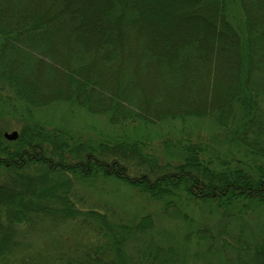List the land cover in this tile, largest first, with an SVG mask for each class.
<instances>
[{
    "label": "trees",
    "instance_id": "obj_1",
    "mask_svg": "<svg viewBox=\"0 0 264 264\" xmlns=\"http://www.w3.org/2000/svg\"><path fill=\"white\" fill-rule=\"evenodd\" d=\"M57 103L121 130L82 136L34 115ZM263 106L264 0H0V262L34 222L47 230L82 217L81 231L99 239L78 264H184L179 250L138 242L153 231L151 215L118 223L80 206L75 184L112 178L166 214L194 201L220 221L264 208ZM207 117L215 145L161 140L159 154L133 130ZM14 119L18 137L7 140ZM186 232L204 242L206 264H264V236L201 223ZM67 255L54 262L71 264Z\"/></svg>",
    "mask_w": 264,
    "mask_h": 264
},
{
    "label": "rangeland",
    "instance_id": "obj_2",
    "mask_svg": "<svg viewBox=\"0 0 264 264\" xmlns=\"http://www.w3.org/2000/svg\"><path fill=\"white\" fill-rule=\"evenodd\" d=\"M34 111V115L46 126L66 128L82 136L88 133L98 136L102 134L115 136L121 130V124L111 125L107 116L87 114L84 109L66 103H57ZM215 124V121L210 117L191 118L184 122L176 119L158 124H137L133 130L143 139L150 140L155 147L161 146V140H167L168 144L176 149L186 137L195 139L197 135L205 138L211 144H217L213 142L217 128ZM6 129L5 132L8 133L14 130L19 132L20 124L14 119L9 121ZM125 129L127 132L132 131L128 125ZM163 148L160 147L159 154L163 152ZM219 149L220 151L227 150L224 146ZM3 179L6 180V177L3 176ZM90 180L86 181L88 183L79 181L75 184L74 197L80 206L101 210L116 219L118 223L138 222L142 216L151 215L153 231L147 229L144 234L138 237V242L144 248L151 243L150 239H152L155 247L170 246L179 250L185 256L184 264H206L204 259L200 258L201 253H199L205 248L204 242H198L194 234L190 235L188 241L185 239L186 231L190 230V225L198 226L201 223L203 226L209 225L216 228L223 225L230 233L241 234L251 241L259 240L264 236V208L242 211L237 216L220 221L217 211L214 214L204 205L193 203L194 201L186 205L182 201L179 204L180 212L166 214L161 202L150 199L147 194L130 188L120 181L101 177L97 180L96 178ZM183 215H185V219ZM81 220H83L82 217L68 219L62 223L53 224V228L47 230H43V225L35 229L33 226L39 225V222H34L31 226L33 230L16 234V245L9 248L10 252L4 257L7 258L0 264H66L63 261L65 257L54 262L56 260L54 255H58V250H62L63 256L65 253L68 254L66 258L68 260L70 257L71 264H78L84 252L88 251L89 245L93 244L91 238L99 239L96 234L89 233L92 232L90 229L81 231L83 229L80 224ZM190 221H193L192 224ZM57 240H59V246L64 243L66 247L58 249L59 246L55 245ZM67 240L69 241L67 242ZM68 245L70 247H67ZM135 249L136 247L132 251Z\"/></svg>",
    "mask_w": 264,
    "mask_h": 264
},
{
    "label": "water",
    "instance_id": "obj_3",
    "mask_svg": "<svg viewBox=\"0 0 264 264\" xmlns=\"http://www.w3.org/2000/svg\"><path fill=\"white\" fill-rule=\"evenodd\" d=\"M4 137L7 139V140H15L17 137H18V132L17 131H11L10 133L8 132H5L4 133Z\"/></svg>",
    "mask_w": 264,
    "mask_h": 264
}]
</instances>
